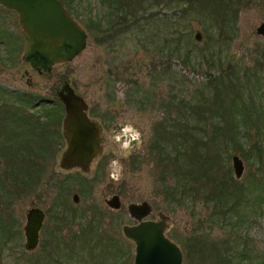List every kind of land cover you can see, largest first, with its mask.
Masks as SVG:
<instances>
[{"label": "rangeland", "instance_id": "rangeland-1", "mask_svg": "<svg viewBox=\"0 0 264 264\" xmlns=\"http://www.w3.org/2000/svg\"><path fill=\"white\" fill-rule=\"evenodd\" d=\"M86 2H80L77 9L81 12L72 16L83 28L80 19L85 11L101 23L99 30L111 18L119 17L117 10H110L99 0ZM227 2L229 15L222 16L227 6L219 0L215 4L192 0V5L185 3L177 8L170 0H137L129 14L122 13L128 18L129 28L116 26L108 35L104 30L93 36L86 31L85 49L48 73H38L24 62L25 39L18 16L0 6V114L4 116L8 111L14 116L18 108L14 103L22 94L33 95L35 103H60L56 91L67 78L73 91L88 105V116L102 127L103 148V156L92 162L88 174L67 172L58 164L63 141L55 148L54 157L44 163L39 184L26 193L0 179L8 189L0 191V264H114L112 252L104 253L91 244L96 236L115 241L124 251L123 261L132 264L134 244L123 237L121 230L136 225L127 207L141 202L152 208L146 220L153 221L159 214L169 218L165 235L180 248L182 264H264V117L256 123L254 116L253 123L245 122L242 116L232 120L237 129L236 138L231 140L228 134L223 135L222 128L217 131L222 134L217 135L212 127L221 126L222 111L221 118L214 110L216 105L207 109L200 105L208 103V98L213 100L216 81L223 78L240 91L239 102L247 107L255 102V107L259 103L264 107V35L257 34V28L264 23V0ZM197 31L200 43L194 40ZM101 37L106 39L99 41ZM206 48L209 49L204 51ZM194 55L200 66H192L196 65ZM211 81L215 88L213 84L207 87ZM136 88L152 90L157 99L154 105H149L148 100L143 104L133 101ZM226 91L223 88L216 94L221 100L219 110L233 96ZM182 100L200 105L199 115L192 113L188 121L177 118L181 112L176 103ZM23 111L26 116L31 112ZM229 116L224 115L228 123ZM178 119L183 126L189 124V137L197 136L204 142L197 159L187 146L190 140L181 142L183 148L173 142L171 129ZM159 126L172 141L165 148L170 161L164 157L166 154L147 152ZM233 156H238L244 165L237 180ZM177 160L179 166L175 165ZM206 166L216 179L218 192L226 195L218 204L204 202L208 191L197 184L202 178L192 181L208 176ZM190 168L194 178L187 188L191 183L186 177ZM182 183L184 189L179 185ZM6 192L10 199L3 197ZM73 194L79 197L78 205L72 201ZM237 194L242 198L234 207ZM112 195L120 198L121 208L117 211L104 204ZM34 206L48 214L38 247L31 253L24 250L23 226L26 211ZM222 206L234 209L223 219L219 215ZM98 214L101 216L95 218ZM73 218L103 220L90 233V240L80 236L79 225L71 223Z\"/></svg>", "mask_w": 264, "mask_h": 264}, {"label": "water", "instance_id": "water-1", "mask_svg": "<svg viewBox=\"0 0 264 264\" xmlns=\"http://www.w3.org/2000/svg\"><path fill=\"white\" fill-rule=\"evenodd\" d=\"M0 6L18 16L25 43L23 60L38 73L50 72L53 66L70 62L87 45L86 30L68 13L60 0H0ZM257 34L264 35V23L257 28ZM196 43L201 34L194 35ZM56 97L64 108L62 137L65 149L59 160V167L65 171L79 169L88 173L94 159L103 154L101 145L102 127L90 119L88 105L77 95L64 78ZM235 179H239L244 166L238 156L232 157ZM78 203V196H73ZM105 204L113 211L121 208L120 198L112 195ZM127 213L137 223L124 226L123 235L134 244L133 264H182L180 248L166 235L168 217L159 214L158 221L146 220L152 208L147 202L128 205ZM45 219L43 211L36 207L25 213L24 249L32 252L37 248L39 231Z\"/></svg>", "mask_w": 264, "mask_h": 264}, {"label": "trees", "instance_id": "trees-1", "mask_svg": "<svg viewBox=\"0 0 264 264\" xmlns=\"http://www.w3.org/2000/svg\"><path fill=\"white\" fill-rule=\"evenodd\" d=\"M84 2L88 0H83ZM82 0H75L76 8H73L72 6V0H62L65 8L68 10L71 16H75L76 13L81 12L80 9H77V6L80 7ZM135 1L137 0H99L102 5L108 6L110 10H117L119 13V17H116V19H110L109 24L107 26H103L104 29L99 30L102 28L101 23H97V19L95 20L91 12L85 11L83 13L82 19H80V22L83 24L86 31H88L92 36L94 33L96 34L99 31L104 30L103 33L106 35L109 34V31L111 32L112 28L116 26L123 25L124 27H130L126 17L122 15L123 12L130 13L129 11L133 7V4H135ZM142 1V0H138ZM145 1V0H143ZM173 1L177 7H182L185 3L192 5V0H170ZM205 2H211L215 4L216 0H203ZM222 4H226V8L222 9V16H228V12L230 10L229 5L227 4V0H219ZM86 2V3H87ZM112 6V7H111ZM78 15V14H77ZM129 16V15H128ZM105 19V18H104ZM222 20L224 18L221 17ZM104 21V20H103ZM224 23V22H222ZM98 28V29H97ZM135 31V30H134ZM137 31V30H136ZM135 31V32H136ZM137 33V32H136ZM100 39V40H99ZM98 40L101 41L103 39H106L105 37H101ZM210 48V47H209ZM209 48H206L204 51L208 50ZM200 52V51H199ZM198 52V53H199ZM201 56H203V52L199 53ZM198 56L194 55V63L196 65L192 66H200L201 64L196 62V59ZM217 64L220 65V59L217 61ZM217 83V89L214 87L213 81L208 83L207 87L210 88L213 84V87L215 88L214 97L208 98V103H201L200 105H204V107L207 109L208 106L216 105L214 110L219 115V117L222 118L221 111L223 114V118L220 125L212 126L215 129V134H222L218 133V130L223 131V135L228 136L231 138V140L236 138L235 128L236 124L232 123V120H234L237 117H240L242 119H245V122L248 121L250 123H253L252 116L255 117V123L259 120V118L262 120L264 117V107L259 103L258 106L256 102L251 103L252 107H247L244 105V102L240 101V91H238L234 85L233 82L229 81L227 83L224 81L223 78H219ZM223 83V85H221ZM225 83V84H224ZM232 85V86H231ZM225 86L230 88H225ZM227 90L226 92L233 93V96L231 97L230 103L227 106H224L223 110H219L221 107V100L219 98L218 93L222 92V89ZM143 89V90H142ZM135 89V95L137 98H135V95H132V100L136 103L143 104L145 100L149 101V105H154V102L157 101L156 96L153 95L152 90L147 89ZM236 89V90H235ZM3 92L0 91V94ZM198 93V92H197ZM238 94V95H237ZM131 97V95H130ZM170 94V98H172ZM176 96H174L175 98ZM239 98V99H238ZM239 101H238V100ZM212 100V101H211ZM43 101V100H42ZM18 104L17 112L14 113V116L9 115L8 111L4 113V116L0 114V179L5 181H9V185L12 186L15 190H20L22 193H26L28 190H30L33 185H38L41 179V176L44 171V163L52 159L54 156V151L56 147H60L63 143L61 132H60V126H61V119L63 114V109L60 103H58L57 100H54L52 102L44 101L41 103L39 100V103H35V100L33 98V95H19L17 97V102L14 103V105ZM237 104L240 106L237 107ZM200 105L196 106V104L192 105V100L188 102H184L183 100L181 102L176 103V108L181 112V116L178 114L177 118L187 119L192 116V113L199 115L198 113L201 111L199 108ZM247 108V110H246ZM40 109L38 112L37 110ZM23 110H29L31 111L29 116L22 115L25 113ZM230 115L231 122L228 123V120L224 117L225 114ZM168 114V113H167ZM194 114V115H195ZM242 116V117H241ZM196 118V117H195ZM232 118V119H231ZM177 122L174 124V127L171 129L173 130L174 134V143H179V146L183 148L184 146L181 145V142L187 143V140H190L192 143L190 145H187L188 148H190L191 155L195 157V159L198 158V154L203 150V144L202 139L197 138V136H190L188 134V128L189 124L186 126L184 122H180L179 119L176 120ZM160 124V123H158ZM193 129V127H192ZM197 129V126L194 128ZM166 132L163 131L162 126L158 127V130H156V137L154 138V141H152L151 148L147 150V152H158L160 155H165L166 160L170 161V154L167 152L166 149L168 146L170 147L171 140H168L166 138ZM176 149V148H174ZM185 152V151H184ZM188 151V153H190ZM176 166H179V162L175 163ZM207 167V166H206ZM208 169V176H199L198 178H194L192 176V169L188 171L189 174L186 175L188 180L190 181L191 178L193 182H197L200 178H202V181L197 183L200 188H206L208 191V194L204 196L203 200L204 202L213 201L215 204L220 203L221 201H224V198L226 195L223 192H218L219 188H216L218 186L215 185L216 179L215 177L211 176L209 174V168ZM195 175V174H194ZM197 180V181H196ZM1 181L0 183V191L8 190L6 187V183ZM191 182V181H190ZM181 183V182H180ZM196 184V183H195ZM193 184V186L195 185ZM180 187L184 189V185L179 184ZM192 186V182L187 185L188 187ZM186 187V186H185ZM238 195V198H237ZM235 196V201L233 202V206L237 207L241 201V194H237ZM240 195V196H239ZM12 196V194H11ZM178 196L182 197V195L178 194ZM3 197L6 199L9 198V193L6 192ZM224 206H222V209L219 210L220 218H226L227 215H230L231 212L234 211L232 207H228L227 209H223ZM213 209L215 210V205L213 206Z\"/></svg>", "mask_w": 264, "mask_h": 264}, {"label": "flooded vegetation", "instance_id": "flooded-vegetation-1", "mask_svg": "<svg viewBox=\"0 0 264 264\" xmlns=\"http://www.w3.org/2000/svg\"><path fill=\"white\" fill-rule=\"evenodd\" d=\"M103 156V155H102ZM102 156H100V157H98V158H96L95 160H97V159H99V158H101ZM71 171H77V172H80L81 174H86V173H84V172H82V171H80V170H71ZM68 172V171H67ZM90 172V171H89ZM88 174V173H87ZM75 194H73L72 195V201H73V196H74ZM73 203L75 204V205H78L79 204V197H78V203H76V202H74L73 201ZM104 204H105V202H104ZM106 205V204H105ZM107 206V205H106ZM35 207V206H34ZM108 207V206H107ZM36 208H38V207H36ZM109 208V207H108ZM40 209V208H39ZM110 209V208H109ZM42 210V209H41ZM111 210V209H110ZM43 211V213H44V215H45V219H44V221H43V224H42V226H41V228H40V230L42 229V227H43V225H44V222H45V220H46V218H47V214H46V212L44 211V210H42ZM99 215V216H98ZM98 215H95V218H98V217H100L101 215L100 214H98ZM169 219V218H168ZM103 219H100V220H97V219H76V218H73L72 220H71V223H73V222H75V223H77L78 225H79V234H80V236H82L84 239L85 238H87V239H90V240H92V238L93 237H91V232L92 231H95V229L96 228H98L99 227V224L101 223V221H102ZM154 221H158V217L157 218H155V220ZM98 231V230H97ZM122 231V230H121ZM105 235V234H104ZM122 235H123V231H122ZM39 236H40V231H39ZM123 237L126 239V240H128L124 235H123ZM104 238V240L102 239L101 240V238H100V236L97 238V236H96V239H94V240H92V243L91 244H93V247H99V248H102L103 250H104V253H106V251H108V252H112V259L113 260H115L113 263L114 264H126V262H124L123 260H124V258H121V256L124 254V251L122 250V249H118V245H117V243L115 242V241H113V240H110V239H105V237H103ZM129 241V240H128ZM105 242V243H104ZM129 242H131V241H129ZM132 243V242H131ZM38 244H39V240H38ZM37 247H38V245H37ZM37 249V248H36ZM35 249V250H36ZM25 250V249H24ZM34 250V251H35ZM34 251H32V252H34ZM31 252V253H32ZM116 254L118 255V257L116 258ZM116 258V259H115ZM120 259H122V261H120ZM132 260H133V262H134V256H133V258H132ZM133 262H132V264H133Z\"/></svg>", "mask_w": 264, "mask_h": 264}]
</instances>
